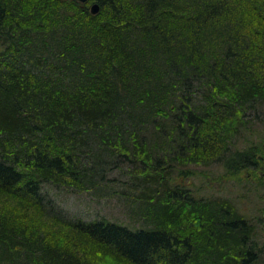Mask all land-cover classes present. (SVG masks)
<instances>
[{"label": "trees", "instance_id": "obj_1", "mask_svg": "<svg viewBox=\"0 0 264 264\" xmlns=\"http://www.w3.org/2000/svg\"><path fill=\"white\" fill-rule=\"evenodd\" d=\"M88 1L0 0V189L16 207L0 210V264H101L89 247L115 264H264V217L192 180L196 166L220 165L221 180L264 170V0H201L183 23L157 10L126 28L120 2L106 19L116 2L94 0L93 15ZM145 28L158 46L136 34ZM259 126L255 142H233ZM84 142L99 167L120 155L133 169L143 223L47 209L44 186L70 177Z\"/></svg>", "mask_w": 264, "mask_h": 264}, {"label": "rangeland", "instance_id": "obj_2", "mask_svg": "<svg viewBox=\"0 0 264 264\" xmlns=\"http://www.w3.org/2000/svg\"><path fill=\"white\" fill-rule=\"evenodd\" d=\"M93 2L95 1L89 0L87 6L90 8ZM104 2H107V0H104ZM114 2H116L114 3L115 7L114 4L106 5V10L102 12V15L104 18L110 19L114 8L121 5L124 8L127 7L129 14L121 18L123 20L121 26L124 28L128 27L127 25L131 24V21L135 23L139 22L140 18L148 19L147 17H153V12L157 16V10L160 14H163L164 18H174L176 21L179 20L180 23H183L185 15L194 14L199 10V6H201V0H171V5H168L166 2L162 5L155 1V4L148 5L150 7V12H148L140 0H114ZM119 2L120 5L118 6L117 3ZM197 2L198 4L195 9L193 6ZM99 6L100 8L97 13L102 10V6ZM167 24L171 25L172 22L167 21ZM138 30L140 31V29ZM142 33L137 32L136 34L139 37L141 34V37L145 41L142 40L148 47H156L158 46V42H161L157 39V34H153V29L145 28L144 34ZM200 33V37L207 35L206 38L209 40V43H213L214 41L209 38V35L217 37V34H210V30H205L204 32L201 30ZM212 46L210 45L209 48ZM249 113L254 114L251 109L247 108L246 114ZM246 120H250L249 123L254 122L255 125L254 115L247 116ZM232 128L234 129V126ZM262 130L263 127L259 126L254 127L252 131H240L242 133H236L233 142H236L238 147L253 143L257 139L256 134H262ZM81 145L84 147L82 152L85 155L84 161L79 163L76 158L77 163H75V166H77V169L70 173V177H67L66 181H60L57 183L58 185L46 184L42 190L47 201L45 205L50 210V213L60 211L68 218H82L84 220L104 218L119 223H127L131 226L143 223L144 218L141 212H138L139 202L136 200L139 192L134 182L136 175L132 172L133 169L130 165L122 163L124 162L123 158L120 155H116L114 160L107 161L105 164L102 162V165L99 167L98 161L100 159H97L96 155L98 151L100 152V149H98L97 145L95 143L91 145L89 142H84ZM259 154L263 155L264 152L259 151ZM261 163H264V161H261ZM77 171H81V173L78 174ZM195 171H202V174H204L200 177L197 174L192 178L193 182L202 187L199 186L202 193H206L207 195L211 193L213 195H228L238 200L245 212L255 215L259 214L264 217V191L259 187H264V170L261 168L245 169L239 173V180H221L220 176L224 173V169L217 164L196 166ZM102 173L103 175H101ZM14 203L13 195L4 194V189L1 188L0 210L2 212L16 210ZM28 215L31 217L30 222L34 223L35 226L40 224L44 229H52L62 237L67 234L69 236L67 226L55 222V219L52 217L37 216L33 213H29ZM262 229L263 235L261 234V237L263 239L261 242H264V227ZM87 255L90 256L91 260L101 264H115L108 256H104L99 251L93 250L90 247L88 248Z\"/></svg>", "mask_w": 264, "mask_h": 264}, {"label": "water", "instance_id": "obj_3", "mask_svg": "<svg viewBox=\"0 0 264 264\" xmlns=\"http://www.w3.org/2000/svg\"><path fill=\"white\" fill-rule=\"evenodd\" d=\"M79 1L84 2V1H86V0H79ZM99 8H100L99 4H98L97 2H93V3L90 5V12H91L92 14H96V13L99 11Z\"/></svg>", "mask_w": 264, "mask_h": 264}, {"label": "bare ground", "instance_id": "obj_4", "mask_svg": "<svg viewBox=\"0 0 264 264\" xmlns=\"http://www.w3.org/2000/svg\"><path fill=\"white\" fill-rule=\"evenodd\" d=\"M139 177H140V176H139ZM12 186H16V184H15V183H13V184H12Z\"/></svg>", "mask_w": 264, "mask_h": 264}]
</instances>
